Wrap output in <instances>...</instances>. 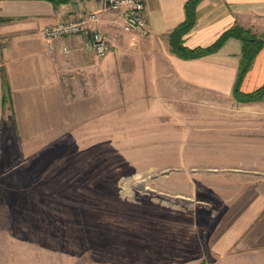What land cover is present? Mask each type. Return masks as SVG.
<instances>
[{
	"label": "crops",
	"instance_id": "0c3cea01",
	"mask_svg": "<svg viewBox=\"0 0 264 264\" xmlns=\"http://www.w3.org/2000/svg\"><path fill=\"white\" fill-rule=\"evenodd\" d=\"M186 1L146 0V34L123 31L113 22L114 15L107 13L101 27L114 47L107 56L99 57L85 47L84 36L46 39L42 29L80 11L98 9L101 0L60 4L0 0L4 18L0 21V170H6L3 166L8 157L15 155V140L30 150L32 141L57 139L75 125L93 124L96 118L109 116L112 75L119 70L128 76V86L165 93L162 97L167 107L170 93H182L186 97L183 106L188 107L189 94L212 93L220 99H193V103L215 108L217 140L200 154L216 157L223 164L222 175L202 180L205 188L214 189L219 204L213 213L203 207L208 213L199 221L198 233L189 227L183 234V248L175 247L180 242L173 234L168 236V251L189 252L191 244L198 245V259L173 256L169 264H264V98L239 101L233 95L243 48L239 38H229L218 51L200 58L186 59L171 51L168 34L185 19ZM236 24L263 33L264 0H202L185 42L190 47L210 45ZM131 60L133 68L124 69ZM3 67L13 97L7 109L3 104ZM79 70L86 73V85L75 79ZM263 85L264 47L241 89L252 92ZM202 120L207 122L206 110ZM9 124L12 128L4 130L3 125Z\"/></svg>",
	"mask_w": 264,
	"mask_h": 264
},
{
	"label": "rangeland",
	"instance_id": "374dc122",
	"mask_svg": "<svg viewBox=\"0 0 264 264\" xmlns=\"http://www.w3.org/2000/svg\"><path fill=\"white\" fill-rule=\"evenodd\" d=\"M126 63L124 69L133 68L132 60ZM78 72L75 79L86 85L85 71ZM118 72L109 116L75 125L57 139L32 141L30 150L15 140V155L0 170V264L198 259V245L168 251L167 243L173 234L180 242L175 247L183 248V234L189 227L198 233L208 213L203 207L213 213L219 204L202 180L222 175L223 164L200 154L217 140L215 108L193 99L220 97L191 93L188 107L182 93H170L167 107L165 93L139 91Z\"/></svg>",
	"mask_w": 264,
	"mask_h": 264
},
{
	"label": "trees",
	"instance_id": "16d2710c",
	"mask_svg": "<svg viewBox=\"0 0 264 264\" xmlns=\"http://www.w3.org/2000/svg\"><path fill=\"white\" fill-rule=\"evenodd\" d=\"M55 4L65 3L70 0H51ZM202 0H187L185 3L186 17L168 34L171 51L176 55L191 59L207 56L218 51L229 38H239L243 43L241 59L239 63L238 77L235 83L234 97L239 101H254L264 98V85L255 91L244 92L241 89L242 82L251 68L257 54L264 47V32L258 34L251 28L234 25L226 29L216 41L207 46L190 47L185 42L186 34L194 27L197 20L198 6ZM4 18L0 14V21ZM3 104L12 105L13 97L6 69L2 68Z\"/></svg>",
	"mask_w": 264,
	"mask_h": 264
},
{
	"label": "built area",
	"instance_id": "2783aa9c",
	"mask_svg": "<svg viewBox=\"0 0 264 264\" xmlns=\"http://www.w3.org/2000/svg\"><path fill=\"white\" fill-rule=\"evenodd\" d=\"M107 13L113 22L128 33L146 34L149 30V12L146 0H101L98 9L83 10L58 23L46 25L42 34L46 39L84 36L85 47L104 57L112 51V38L106 34L102 21Z\"/></svg>",
	"mask_w": 264,
	"mask_h": 264
}]
</instances>
